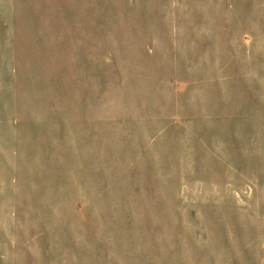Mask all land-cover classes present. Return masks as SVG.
I'll return each instance as SVG.
<instances>
[{
  "label": "rangeland",
  "instance_id": "1",
  "mask_svg": "<svg viewBox=\"0 0 264 264\" xmlns=\"http://www.w3.org/2000/svg\"><path fill=\"white\" fill-rule=\"evenodd\" d=\"M0 264H264V0H0Z\"/></svg>",
  "mask_w": 264,
  "mask_h": 264
}]
</instances>
